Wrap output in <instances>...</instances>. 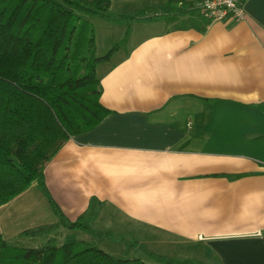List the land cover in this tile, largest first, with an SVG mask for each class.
Wrapping results in <instances>:
<instances>
[{
    "label": "crops",
    "instance_id": "1",
    "mask_svg": "<svg viewBox=\"0 0 264 264\" xmlns=\"http://www.w3.org/2000/svg\"><path fill=\"white\" fill-rule=\"evenodd\" d=\"M246 12L205 30L132 33L99 63L111 112L47 163L48 193L35 181L0 207L4 237L15 214L58 222L49 196L73 221L97 197L99 217L79 229L136 236L148 264H264V0Z\"/></svg>",
    "mask_w": 264,
    "mask_h": 264
},
{
    "label": "trees",
    "instance_id": "2",
    "mask_svg": "<svg viewBox=\"0 0 264 264\" xmlns=\"http://www.w3.org/2000/svg\"><path fill=\"white\" fill-rule=\"evenodd\" d=\"M161 12L176 29L205 30L211 23L193 4L159 0ZM113 0H0V207L38 181L45 184L47 163L71 137L90 131L110 112L101 101L99 63L124 47L125 35L103 56L97 54L89 16L110 17ZM147 12V10H146ZM60 218L25 229L21 235L50 238L27 248L10 244L0 227V264H148L119 258L85 240L58 245L61 227L87 228L99 217L103 202L92 197L88 209L69 219L49 196Z\"/></svg>",
    "mask_w": 264,
    "mask_h": 264
},
{
    "label": "rangeland",
    "instance_id": "3",
    "mask_svg": "<svg viewBox=\"0 0 264 264\" xmlns=\"http://www.w3.org/2000/svg\"><path fill=\"white\" fill-rule=\"evenodd\" d=\"M196 3H199V1ZM196 3H190L193 4V9H195L194 6ZM160 9L161 4L159 0H145L141 3L127 6L114 2L111 16L109 18L99 15L89 16L88 19L95 28L98 42L97 54L100 56L106 54L110 49V45L113 47L117 41L122 39L125 35L126 28L130 23L132 25V29L134 30L132 31L133 34L131 33L132 42L139 40L152 32L162 30L168 22L164 16H160L155 19H135L137 16L145 14L153 15L157 12H161ZM128 43L129 41L125 46H127ZM13 217H16V227L9 228L13 230L16 229V231H12V233L9 232L10 229L5 224L6 219L2 220V226L6 231L5 237L10 244L27 248L46 244L45 242L43 243L41 237H30L17 233L26 227H33L32 223L36 221L34 218L30 217L23 219V217L19 218L18 214H15ZM7 218L9 219V217ZM61 228L62 230L60 232L55 233V239L58 245L67 241L87 239L93 245L103 247L114 256L124 259L140 258L139 254H142V252L147 251L149 248L148 244L140 245L137 241V237L130 234H120L116 232H111L109 234H96L92 233V231L88 233L84 229H71L65 226ZM139 247H142L143 249H140Z\"/></svg>",
    "mask_w": 264,
    "mask_h": 264
},
{
    "label": "built area",
    "instance_id": "4",
    "mask_svg": "<svg viewBox=\"0 0 264 264\" xmlns=\"http://www.w3.org/2000/svg\"><path fill=\"white\" fill-rule=\"evenodd\" d=\"M247 0H200L194 6L210 22L244 20Z\"/></svg>",
    "mask_w": 264,
    "mask_h": 264
}]
</instances>
